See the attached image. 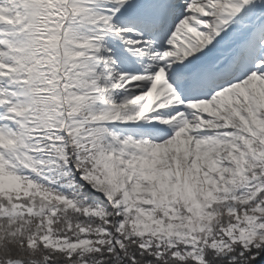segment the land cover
<instances>
[{"label": "snow or ice", "instance_id": "snow-or-ice-1", "mask_svg": "<svg viewBox=\"0 0 264 264\" xmlns=\"http://www.w3.org/2000/svg\"><path fill=\"white\" fill-rule=\"evenodd\" d=\"M0 264H264V0H0Z\"/></svg>", "mask_w": 264, "mask_h": 264}]
</instances>
